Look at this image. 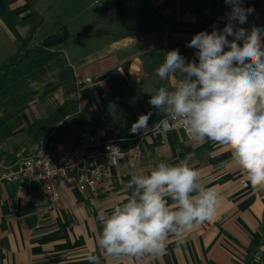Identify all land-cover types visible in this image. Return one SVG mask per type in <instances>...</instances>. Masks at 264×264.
<instances>
[{"label": "crops", "instance_id": "1", "mask_svg": "<svg viewBox=\"0 0 264 264\" xmlns=\"http://www.w3.org/2000/svg\"><path fill=\"white\" fill-rule=\"evenodd\" d=\"M197 2L0 0L1 164L14 165L37 151L56 154L74 147L85 130L108 138L83 126L106 106L111 93L121 94L132 124L147 114L151 95L170 86L156 75L167 52L178 49L196 59L186 44L199 32L206 9ZM229 11L220 8L218 29L227 23ZM253 25L264 29L263 18L255 16L242 27ZM87 77L90 82L79 84ZM65 100L71 101L67 115L33 139L29 125ZM163 117L154 109L150 127ZM129 129L110 138L120 139L125 149L138 142L139 155L125 153L96 193L79 189L73 176L56 201L34 179L0 185V264H89L87 256L99 254V215L126 202L130 192L124 184L134 171H147L158 160L171 165L183 161L199 170L206 186L220 194L218 219L182 237L171 235L162 257L102 258L101 264H264V191L253 192L225 146L192 142L176 126L164 136L132 135ZM129 159L140 167H126Z\"/></svg>", "mask_w": 264, "mask_h": 264}, {"label": "clouds", "instance_id": "2", "mask_svg": "<svg viewBox=\"0 0 264 264\" xmlns=\"http://www.w3.org/2000/svg\"><path fill=\"white\" fill-rule=\"evenodd\" d=\"M224 2L230 7L225 26L200 31L186 44L195 50V60L173 49L156 69L170 86L159 87L148 103L164 117L150 127L153 113L142 114L129 133L164 136L179 124L192 142L224 145L259 192L264 191V29L242 27L255 11L243 7V0ZM111 163L119 166V159ZM125 166L136 170L140 164L129 159ZM124 188L130 192L127 201L98 217L99 254H89V264L162 257L171 235L182 237L218 219L220 194L183 161L158 160L147 171H134Z\"/></svg>", "mask_w": 264, "mask_h": 264}, {"label": "built area", "instance_id": "3", "mask_svg": "<svg viewBox=\"0 0 264 264\" xmlns=\"http://www.w3.org/2000/svg\"><path fill=\"white\" fill-rule=\"evenodd\" d=\"M90 80L87 77L80 80L79 84ZM173 126L185 133L179 124ZM81 138L78 145L56 154L37 151L14 165L5 166L0 162V185L22 178L34 179L40 183L43 193L56 201L63 183L73 176L79 189L96 193L100 181L111 174L112 159L120 160L127 152L139 155L138 142H131L125 149L118 138L101 139L86 130L81 133Z\"/></svg>", "mask_w": 264, "mask_h": 264}, {"label": "rangeland", "instance_id": "4", "mask_svg": "<svg viewBox=\"0 0 264 264\" xmlns=\"http://www.w3.org/2000/svg\"><path fill=\"white\" fill-rule=\"evenodd\" d=\"M244 1L243 7H245ZM205 2L206 0H198L197 3L199 4L197 7H207ZM222 7L229 6L226 4ZM147 105L150 107L147 112L151 111L153 113L154 108L149 103ZM99 111L98 115L87 120L83 129H88L104 136L121 137L127 128H131L133 116L127 111L121 94L111 93L110 101Z\"/></svg>", "mask_w": 264, "mask_h": 264}, {"label": "trees", "instance_id": "5", "mask_svg": "<svg viewBox=\"0 0 264 264\" xmlns=\"http://www.w3.org/2000/svg\"><path fill=\"white\" fill-rule=\"evenodd\" d=\"M248 7H252L255 11L248 15L247 23L255 16H260L264 20V0H246ZM225 4L224 0H207V7L203 11L199 23V32L206 31L211 33L213 26L217 24V17L220 8ZM195 52V50L193 49ZM3 67H0V73ZM70 100H65L57 109L51 113L49 116L35 120L31 125H29L28 131L33 134V139H36L40 130H44L45 127L55 124L60 119L67 115V107L70 105ZM262 240H264L262 238ZM259 245H256L253 252L257 250Z\"/></svg>", "mask_w": 264, "mask_h": 264}]
</instances>
